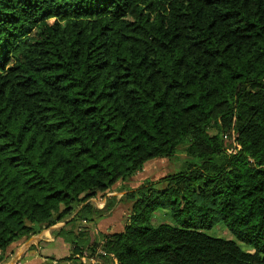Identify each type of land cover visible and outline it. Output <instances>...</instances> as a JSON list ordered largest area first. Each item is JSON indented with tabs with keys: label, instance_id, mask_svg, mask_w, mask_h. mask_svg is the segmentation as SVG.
<instances>
[{
	"label": "trees",
	"instance_id": "16d2710c",
	"mask_svg": "<svg viewBox=\"0 0 264 264\" xmlns=\"http://www.w3.org/2000/svg\"><path fill=\"white\" fill-rule=\"evenodd\" d=\"M180 144L179 170L91 201ZM122 198L123 229L89 242ZM64 220L72 264L99 246L115 264H264V0H0V261Z\"/></svg>",
	"mask_w": 264,
	"mask_h": 264
},
{
	"label": "crops",
	"instance_id": "0c3cea01",
	"mask_svg": "<svg viewBox=\"0 0 264 264\" xmlns=\"http://www.w3.org/2000/svg\"><path fill=\"white\" fill-rule=\"evenodd\" d=\"M121 193L117 194L114 190H111L104 196L91 198V201L96 207L101 208L107 196L115 195L119 200L122 196H120ZM123 203L124 202H118L107 216L92 222H86L84 229L88 232L90 237L89 242L95 240L97 244H99L102 241L101 234L119 232L123 229L129 211L127 208L126 213L119 208L118 205ZM116 214H119L120 222H116ZM120 224L121 230H118ZM64 225L65 220L58 221L42 230L40 233L12 242L5 251L6 258L0 261V264H72V260H66L71 254L70 244L61 236H54L53 234L55 229ZM111 260L112 263H114L112 258ZM75 264H78V262L76 261Z\"/></svg>",
	"mask_w": 264,
	"mask_h": 264
},
{
	"label": "rangeland",
	"instance_id": "374dc122",
	"mask_svg": "<svg viewBox=\"0 0 264 264\" xmlns=\"http://www.w3.org/2000/svg\"><path fill=\"white\" fill-rule=\"evenodd\" d=\"M212 132L214 131L212 130ZM185 146H186L185 144H180L176 149L175 155L171 158L167 156H160V157L153 158L147 161L143 165L141 170L137 171L129 179L115 183L111 190H114L117 194L121 192L123 193L126 189H129L131 187L134 188L145 180L155 181L169 173L179 170L181 168L182 160L185 157ZM122 193L120 194V196L122 195ZM121 200H124V199L122 198ZM123 202H124L123 204H119L118 206L121 210H124L127 213V208L129 210L130 203L127 202L126 200H124ZM116 217H117L116 222H120L119 214H116ZM154 220L155 222H159L162 220H166L167 222H169L168 217H166L163 214V212H161L160 210L155 212ZM118 230H121V224L118 227ZM208 232L211 235H215V236H221V237H226V238L231 237L229 232L220 223H218ZM242 247L246 250H249L248 247H246L245 245H242ZM99 260L103 264H109V261H106L102 258H100Z\"/></svg>",
	"mask_w": 264,
	"mask_h": 264
},
{
	"label": "built area",
	"instance_id": "2783aa9c",
	"mask_svg": "<svg viewBox=\"0 0 264 264\" xmlns=\"http://www.w3.org/2000/svg\"><path fill=\"white\" fill-rule=\"evenodd\" d=\"M229 146L226 148V152L229 154H235L239 149L240 145L235 139L234 131H231L230 133V140H229ZM102 243V242H101ZM101 257H110L113 259L115 264V258L110 254L109 252L105 251L102 247H98L96 252L93 254L84 253L82 256V259L87 264H103L99 259Z\"/></svg>",
	"mask_w": 264,
	"mask_h": 264
}]
</instances>
